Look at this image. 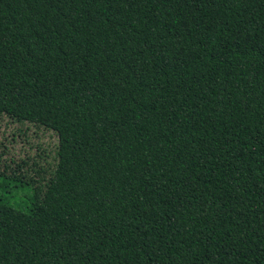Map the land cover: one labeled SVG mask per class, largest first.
Instances as JSON below:
<instances>
[{
    "label": "trees",
    "instance_id": "obj_1",
    "mask_svg": "<svg viewBox=\"0 0 264 264\" xmlns=\"http://www.w3.org/2000/svg\"><path fill=\"white\" fill-rule=\"evenodd\" d=\"M0 117V264H264V0H0Z\"/></svg>",
    "mask_w": 264,
    "mask_h": 264
},
{
    "label": "rangeland",
    "instance_id": "obj_2",
    "mask_svg": "<svg viewBox=\"0 0 264 264\" xmlns=\"http://www.w3.org/2000/svg\"><path fill=\"white\" fill-rule=\"evenodd\" d=\"M57 148L54 132L28 123L13 124L9 118L0 117V174L14 178L16 172L18 177L35 181L48 178L55 169ZM6 182L0 178V196L6 194ZM12 196V204L22 205V189H13Z\"/></svg>",
    "mask_w": 264,
    "mask_h": 264
}]
</instances>
